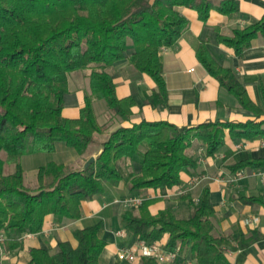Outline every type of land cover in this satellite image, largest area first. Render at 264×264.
I'll use <instances>...</instances> for the list:
<instances>
[{
	"label": "trees",
	"instance_id": "obj_1",
	"mask_svg": "<svg viewBox=\"0 0 264 264\" xmlns=\"http://www.w3.org/2000/svg\"><path fill=\"white\" fill-rule=\"evenodd\" d=\"M179 8L197 13L205 22L211 11L232 17L239 12L236 0H0V233L8 249L21 247L27 234L43 230L47 217L57 223L80 218L82 202L105 193L107 185L122 184L141 204L122 215L131 239L158 243L166 238L168 250L180 248L183 261L195 264H230L227 250H242L261 239L256 231L237 238L215 232V210L205 189L185 216L171 208L156 214L149 207L156 201L145 197L149 190L172 192L184 185L182 175L192 177L197 160L187 154L194 142L214 157L226 139L253 140L264 137V112L256 108L236 82L232 72L217 67L201 45L196 56L204 69L255 119L246 122H206L177 127L163 121L142 119L131 127L119 126L100 143L94 161L84 168L49 162L36 173V187L24 185L19 159L28 154L53 153L58 146L77 156L86 153L94 136L104 132L93 100L104 102L119 121L127 122L135 102L118 99L111 69L124 60L154 83L144 102L153 108L165 105L167 89L162 77L160 53L173 47L187 27ZM258 34H264V16L231 38L219 42L237 56ZM89 71V94L78 118L62 115L68 77ZM264 97V93H263ZM140 158L137 172L127 161ZM14 166L4 174V165ZM264 169V159H243L228 169ZM244 205H264L261 197L239 196ZM101 222L75 230L76 246L59 242L56 250L34 248L27 264H98L105 243ZM187 252V253H186ZM143 264H157L143 258Z\"/></svg>",
	"mask_w": 264,
	"mask_h": 264
},
{
	"label": "crops",
	"instance_id": "obj_2",
	"mask_svg": "<svg viewBox=\"0 0 264 264\" xmlns=\"http://www.w3.org/2000/svg\"><path fill=\"white\" fill-rule=\"evenodd\" d=\"M236 1L239 6L236 15L227 17L211 11L205 22L201 21L193 10L178 9L187 20L186 30L173 47L162 49L160 53L162 77L168 96L165 105L153 108L144 102L145 93L152 92L154 83L150 77L135 70L128 60L113 65L110 72L117 98L131 97L135 105L132 107L130 120L121 122L112 118L115 125L107 130V133L119 126L131 127L142 119L163 121L177 127L216 121L235 123L254 120V115L244 110L231 93L220 87L218 81L207 73L199 62L196 51L201 45L206 48L217 67L232 72L250 102L264 112V34L255 36L250 46L239 56L235 54L233 48L219 42V38H231L235 30L246 28L260 20L264 16V0ZM79 74H83V81H78L76 77L78 75L73 79L68 77V93L64 96L62 110L65 118H78L84 106L85 96L89 94V87L86 92L85 85L89 71ZM94 112L96 114L95 110ZM261 120L264 118L259 119ZM98 141L101 142L103 139ZM200 149L203 151L200 152ZM189 150L198 163V168L192 177L205 178L189 193V198L199 199L205 189L209 190L215 210L213 220L215 232L233 238H237L240 233L246 235L253 230L261 235L259 241L245 249L227 250L226 259L230 264H264V205L250 206L239 201V196L261 197L264 200V180L253 175L258 170L248 167L239 170L243 173V177L236 184H229L223 180L235 174L228 169L231 165L248 158L264 159V137L246 141L228 138L224 147L214 157H208L206 147L199 143ZM99 151L100 147L86 160L90 157L95 158ZM61 156L72 161L81 157L66 150L65 147L61 148ZM84 162L81 166L76 165V168H81ZM59 163L61 162H57ZM127 165L137 172L140 158H136L133 162L128 160ZM192 177L182 175L184 185H187ZM173 192L147 191L145 197L156 199L149 207L150 213L156 214L159 210L169 207L177 215L182 213L179 216H185L190 209L188 198L172 196ZM126 197H129V194L122 184L107 185L103 195L81 203L79 219L57 223L49 216L40 233L23 236L19 240L21 242L19 248L8 249L3 240L0 243V264H27L31 249L41 248L54 252L59 242H68L75 247L73 232L97 222L103 225L100 238L105 243L98 264H143V258L133 262H120L116 258L120 248L131 247L135 242L127 234L122 222V215L128 209L117 203L118 200ZM160 242L165 244L166 238ZM189 261L190 264H195L193 260Z\"/></svg>",
	"mask_w": 264,
	"mask_h": 264
},
{
	"label": "rangeland",
	"instance_id": "obj_3",
	"mask_svg": "<svg viewBox=\"0 0 264 264\" xmlns=\"http://www.w3.org/2000/svg\"><path fill=\"white\" fill-rule=\"evenodd\" d=\"M76 75H78V76H76ZM75 76L78 78V81L79 80L83 81V78H82L83 74H79V72H73L70 74V79H73ZM87 84H88V80L85 81V85L87 86L86 92H88V85ZM93 105H94L93 106L94 110L96 111V114H95L96 119H97L99 125H103L104 132L100 135H95L94 136V144H91L89 146V148L87 149L86 153L81 155V157L76 158L75 161H72L68 158H64L61 156L62 146H58L53 153H34V154H28V155L21 157L19 159V163L22 166L24 185L26 188L32 190L36 187V185H37L36 173H37V169L39 166L45 165L48 162H56V163L61 162L65 165L72 166V167L76 168V165L81 166L83 161H85V162L87 161L86 158L89 155L93 154L94 152H96L98 150V148L100 147V143L102 142V141L99 142L98 139H103V141L106 139V136H108V134H109V133H107V130H110L115 125V123L112 119L115 117L107 110L103 101L95 100ZM106 111L108 114L106 113ZM107 115H108V118H107ZM110 115L112 117L109 118ZM105 134H107V135L105 136ZM104 136H105V138H104ZM96 137H97V139H96ZM196 143H198V142H194L193 146L196 145ZM66 150L73 153L72 150H69L67 148H66ZM187 154L191 155L189 149L187 150ZM0 158L2 160L6 159V157L3 153L0 154ZM64 160L66 163L64 162ZM85 162H84V164H85ZM13 171H14V166L7 165V164L4 165V174H11V173H13ZM128 171H134V169L130 168V166H129ZM126 198H128V197H126ZM121 200H118L117 203H119L125 209H128V210L133 209L131 206H128V205L120 202ZM178 214L182 215V213H178Z\"/></svg>",
	"mask_w": 264,
	"mask_h": 264
},
{
	"label": "built area",
	"instance_id": "obj_4",
	"mask_svg": "<svg viewBox=\"0 0 264 264\" xmlns=\"http://www.w3.org/2000/svg\"><path fill=\"white\" fill-rule=\"evenodd\" d=\"M236 148H239V146H236ZM202 151L203 149H200V152ZM253 175L259 177L261 180H264V169L255 171ZM242 177L243 173L238 171L232 176H229L223 180L229 184H236ZM204 179L205 178L201 176L192 177L187 185L179 187L173 192L172 196L183 197L187 195L188 193L192 192V190ZM142 200L143 198L140 197H128L122 199L120 202L131 206L132 208H136L141 204ZM194 202L197 203L198 199L195 198ZM3 240L4 235L0 233V243H2ZM116 258L120 262H133L140 258H150L159 264H190L189 260H182L179 247L173 250H168L161 242L146 243L143 240H136L131 247L120 248L117 251Z\"/></svg>",
	"mask_w": 264,
	"mask_h": 264
},
{
	"label": "water",
	"instance_id": "obj_5",
	"mask_svg": "<svg viewBox=\"0 0 264 264\" xmlns=\"http://www.w3.org/2000/svg\"><path fill=\"white\" fill-rule=\"evenodd\" d=\"M94 161V157H90L84 164V168H86L88 165H90Z\"/></svg>",
	"mask_w": 264,
	"mask_h": 264
}]
</instances>
